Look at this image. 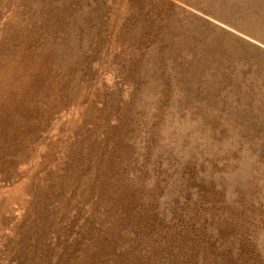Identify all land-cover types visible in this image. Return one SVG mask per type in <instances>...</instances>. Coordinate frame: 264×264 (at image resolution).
Returning <instances> with one entry per match:
<instances>
[{
    "label": "rangeland",
    "instance_id": "obj_1",
    "mask_svg": "<svg viewBox=\"0 0 264 264\" xmlns=\"http://www.w3.org/2000/svg\"><path fill=\"white\" fill-rule=\"evenodd\" d=\"M0 264H264V0H0Z\"/></svg>",
    "mask_w": 264,
    "mask_h": 264
}]
</instances>
